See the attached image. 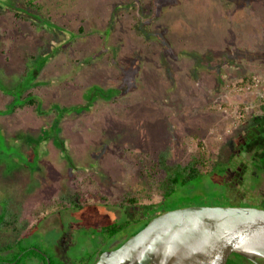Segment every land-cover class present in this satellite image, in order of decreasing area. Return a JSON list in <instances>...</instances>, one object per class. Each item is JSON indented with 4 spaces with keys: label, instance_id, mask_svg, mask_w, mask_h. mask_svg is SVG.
<instances>
[{
    "label": "rangeland",
    "instance_id": "obj_1",
    "mask_svg": "<svg viewBox=\"0 0 264 264\" xmlns=\"http://www.w3.org/2000/svg\"><path fill=\"white\" fill-rule=\"evenodd\" d=\"M29 1L40 14L0 0V214L11 209L0 256L18 240L56 262L85 264L106 248L104 227L143 218L163 200L147 180L150 166L163 182L202 152L204 173L219 163L225 184L204 176L167 204L195 205L200 193L228 186L242 202L223 207L263 209L264 178L242 177L240 166L253 156L264 163V136L261 151L245 144L255 128L264 135L253 119L264 103V0ZM243 50L247 57H234ZM135 59L127 82L119 67ZM13 92L40 105L9 113ZM126 194L139 204L119 206ZM82 197L88 206L78 209Z\"/></svg>",
    "mask_w": 264,
    "mask_h": 264
},
{
    "label": "water",
    "instance_id": "obj_2",
    "mask_svg": "<svg viewBox=\"0 0 264 264\" xmlns=\"http://www.w3.org/2000/svg\"><path fill=\"white\" fill-rule=\"evenodd\" d=\"M234 254L264 259V209L192 206L151 220L96 264H227Z\"/></svg>",
    "mask_w": 264,
    "mask_h": 264
},
{
    "label": "trees",
    "instance_id": "obj_3",
    "mask_svg": "<svg viewBox=\"0 0 264 264\" xmlns=\"http://www.w3.org/2000/svg\"><path fill=\"white\" fill-rule=\"evenodd\" d=\"M26 1V9L29 12L32 13H38L40 14L41 12V8L38 7L36 5L35 2L33 1H29V0H23ZM155 1V0H154ZM153 6H155V3L153 2ZM4 9L3 6H0V10L2 11ZM152 10H154V8H152ZM15 16L17 18L22 17L20 14H15ZM40 17V16H37ZM135 20L138 22L143 23V27L144 29L148 30V32L150 33L151 29H150V25L151 23H147V20H142L139 21V19H137L135 17ZM140 23V24H141ZM142 28V27H141ZM144 30V31H146ZM144 33V32H143ZM138 36L143 37L144 34H141ZM149 36V35H148ZM152 41H157L158 36L154 35V36H150ZM149 38V37H148ZM247 51L241 52V51H235V56H244L247 57V53H244ZM249 57H256L254 56V54L252 55H248ZM233 57V58H234ZM256 58H262V57H256ZM138 59L133 60V66L130 67V69L128 70H123L121 67H119L123 73V77L126 76V80L127 82L132 78L133 75H135V68L134 66H137L138 69ZM249 76H244L243 80L244 82L250 83L249 80ZM102 92V94H100V96L102 98L105 99H110L112 97L113 91H104L103 89L100 90ZM14 101H13V106L12 108L9 109V113H15L17 110L19 109H24V107L26 106H38L40 105L38 103V101L35 99V97L32 94H27V97H23L22 96V92H20L19 95H16L14 92ZM18 100L19 104L16 105L15 101ZM257 109L259 111V115H256L255 117H253L254 120H259L262 119L260 124L264 123V103L259 104L257 106ZM3 112L0 111V115ZM253 120V121H254ZM255 132H252L248 138H245V144L250 146L253 145L255 153L258 151H261L262 148V143H260L261 141V137L264 136L263 132H261V129L259 128V130L257 128H255ZM256 138V139H255ZM247 140V141H246ZM247 142V143H246ZM250 144V145H249ZM205 155L204 153H200L199 157H197V161L195 162V164H192L191 166H187L184 169H180L178 171H176L175 173H172L169 177H167L166 181H161L159 180L157 177L159 175V171L158 170V165L155 164L153 166H150V168L148 169V171L146 172L147 175V180L149 182V185L151 186V188H159L160 192H161V196H162V201L152 207H149L147 210V213H144V217L137 219L135 221H125V222H115L113 224H110L109 226H106L102 229L103 233L105 235H107L108 237H110V239H113L115 237H117L119 234H121L124 230H126L129 226H131L132 223H137V221H141L142 226L139 228V230H137L133 235L137 234L138 232H140L151 220H153L155 217L159 216L160 214L167 212V211H172V210H176V209H181V208H186V207H192L193 204H185L182 207H179L178 205H174V204H167V201H169L170 203H172L170 201V199L176 194L177 189L179 188H186L188 186H190L191 184H193L194 182L199 183L200 180H202V178L204 176H208V175H216L218 177V175H220V178H218L222 184H225V177H224V170H223V166H221L219 163L218 164H214L212 166V169L208 172V173H204V171L202 170V168L204 167L205 164ZM255 156L251 157V159H246L245 158L242 159V165L240 166V172H241V176L243 177L244 175L250 177L253 181L256 182H261L264 178V163L262 162L261 159H257L258 163L262 162L261 164L263 165L262 168H259L257 166L258 163L255 162ZM256 164V165H255ZM244 176V177H245ZM228 185V183L226 184V186ZM227 190L226 192L222 193V192H215V191H209L207 194L208 195H202V193H200L198 197H196L197 199V203L193 206H225L228 205L230 203L232 204H236L239 202H234L232 199H230L229 194L230 192H233V190H231L228 186L226 187ZM194 194V193H192ZM208 196V197H206ZM104 200H106L103 197ZM228 204H227V203ZM247 202V201H246ZM59 204V203H58ZM63 208H65L66 210H69L70 208L68 206H66V204L64 203H60ZM88 202L86 200V198H81L80 202L75 204L76 207L78 209H82L84 207H87ZM139 204V199L137 196L131 195V194H126L124 195L122 198L119 199L118 201V205L121 206L122 208H131V207H136ZM261 207L264 209V204H260ZM11 209L9 208H5L3 209V213L0 214V230L5 228L6 226L10 225V220H11ZM21 246V242L20 241H16V242H12L9 243L7 245L4 246L3 248V252L6 253V255L4 256H0V264H27L29 261H38L39 264H67L61 261L56 262L55 260H53L48 254H46V252L42 251L40 248L38 247H29V248H22ZM236 255V254H234ZM97 256V252L94 254V256L92 258H90L91 260L94 259ZM234 262V263H233ZM229 264H237L235 263V261L230 258L229 259Z\"/></svg>",
    "mask_w": 264,
    "mask_h": 264
},
{
    "label": "flooded vegetation",
    "instance_id": "obj_4",
    "mask_svg": "<svg viewBox=\"0 0 264 264\" xmlns=\"http://www.w3.org/2000/svg\"><path fill=\"white\" fill-rule=\"evenodd\" d=\"M131 236H124V237H120V238H113L110 239L108 241V244L106 245V248L101 252H110L113 251L117 248H119L126 240H128ZM101 253H98L97 251V256L94 259H89L88 261L85 262V264H96L99 260V256ZM230 258H232L235 263L237 264H264V259L263 258H259V257H253V258H249L243 255H232ZM234 263V262H233ZM229 264V260L228 263Z\"/></svg>",
    "mask_w": 264,
    "mask_h": 264
}]
</instances>
